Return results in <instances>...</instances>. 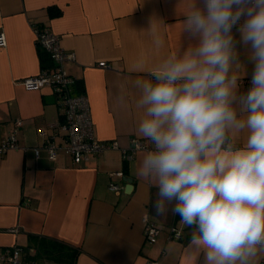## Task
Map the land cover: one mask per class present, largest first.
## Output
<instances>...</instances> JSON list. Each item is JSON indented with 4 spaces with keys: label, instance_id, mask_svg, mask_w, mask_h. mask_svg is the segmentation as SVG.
Segmentation results:
<instances>
[{
    "label": "crops",
    "instance_id": "1",
    "mask_svg": "<svg viewBox=\"0 0 264 264\" xmlns=\"http://www.w3.org/2000/svg\"><path fill=\"white\" fill-rule=\"evenodd\" d=\"M190 3L0 0V30L6 37V46L0 47V140L11 133L16 119L23 121L16 135L19 148L0 156V247L20 246L34 264H203L204 254L195 259L188 247L191 229L172 213V206L157 214V189L136 172L140 150L124 160L119 150L109 148L76 163L60 149L52 159L38 130L52 133L51 123L61 120L59 98L49 86L36 90L18 83L52 63L36 44L33 26L58 34L62 47L73 53L64 67L75 77L72 92L89 100L95 136L128 146L131 137L139 138L134 81L142 75L131 65L138 57L155 63L194 42L183 32ZM237 29L233 34L239 41ZM154 36L163 42L158 50ZM237 50L246 72L240 92H246L254 66L249 47L237 43ZM55 141L60 145L61 136ZM117 170L125 179L113 190L111 172ZM143 217L159 228L153 244L144 238ZM172 229L181 236H172ZM58 257L61 261L54 259ZM260 263L264 253L256 259Z\"/></svg>",
    "mask_w": 264,
    "mask_h": 264
},
{
    "label": "clouds",
    "instance_id": "2",
    "mask_svg": "<svg viewBox=\"0 0 264 264\" xmlns=\"http://www.w3.org/2000/svg\"><path fill=\"white\" fill-rule=\"evenodd\" d=\"M183 32L188 47L131 65L142 74L135 131L149 145L136 172L157 189V214L171 205L191 229L195 259L256 264L264 253V0H191ZM237 43L254 66L246 92ZM153 44L163 46L155 36Z\"/></svg>",
    "mask_w": 264,
    "mask_h": 264
},
{
    "label": "built area",
    "instance_id": "3",
    "mask_svg": "<svg viewBox=\"0 0 264 264\" xmlns=\"http://www.w3.org/2000/svg\"><path fill=\"white\" fill-rule=\"evenodd\" d=\"M35 42L44 50L51 60V65L41 67L40 70L18 81L27 89H40L49 86L59 98V104L62 109L61 120H56L50 126L54 128L52 133L44 128L38 130V134L43 138L42 147L47 150L49 156L55 159L60 149L71 154L76 163L87 160L91 155L104 152L109 148L120 151L124 160L133 157L137 150L143 147H149L147 141L131 137L128 146H122L118 140L103 142L98 140L94 134L93 122L90 112L89 100L85 94L72 92V85L75 77L70 75L65 67L64 61L73 57V53L66 52L60 43V36L50 30L33 26ZM6 46V37L0 30V47ZM100 66L106 65L104 61L98 62ZM249 87L251 78H248ZM23 121L16 119L11 133L3 140H0V156L8 150L19 148L17 142V131L22 126ZM57 136H61L62 143L58 145L55 141ZM35 154H39V149H34ZM112 180L109 188L117 190L120 188L119 181L123 178L122 170L111 172ZM144 221V238L147 242L153 244L157 240L159 228L156 224ZM17 231L18 228H12ZM171 235L179 238V231L171 230ZM0 264H34L33 258L28 252L20 246L0 247ZM146 264H159L154 260H147ZM264 264V263H260Z\"/></svg>",
    "mask_w": 264,
    "mask_h": 264
},
{
    "label": "trees",
    "instance_id": "4",
    "mask_svg": "<svg viewBox=\"0 0 264 264\" xmlns=\"http://www.w3.org/2000/svg\"><path fill=\"white\" fill-rule=\"evenodd\" d=\"M52 10V9H51ZM45 52V51H44ZM43 52V53H44ZM43 53H41V55L43 54ZM46 53V52H45ZM47 54V53H46ZM56 261H61V259L58 257V258H54Z\"/></svg>",
    "mask_w": 264,
    "mask_h": 264
},
{
    "label": "water",
    "instance_id": "5",
    "mask_svg": "<svg viewBox=\"0 0 264 264\" xmlns=\"http://www.w3.org/2000/svg\"><path fill=\"white\" fill-rule=\"evenodd\" d=\"M123 179H125V178H123ZM126 180H127L128 182H131V180H130L129 178H127ZM126 188H127V187H126Z\"/></svg>",
    "mask_w": 264,
    "mask_h": 264
}]
</instances>
